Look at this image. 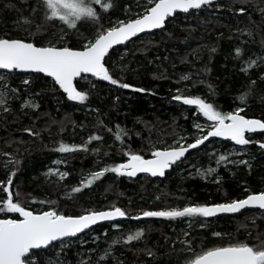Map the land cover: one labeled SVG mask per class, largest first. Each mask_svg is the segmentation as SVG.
I'll list each match as a JSON object with an SVG mask.
<instances>
[{
	"label": "trees",
	"instance_id": "1",
	"mask_svg": "<svg viewBox=\"0 0 264 264\" xmlns=\"http://www.w3.org/2000/svg\"><path fill=\"white\" fill-rule=\"evenodd\" d=\"M142 2L115 0L110 12L101 13V22L107 28L114 18L134 19L121 8L128 4L141 14L147 7ZM262 10L264 0H214L212 7L176 15L164 29L114 49L105 60L110 74L144 92L87 76L76 83L88 99L82 104H72L54 82L41 74L0 71V81H5L1 85L6 84L5 89L12 95L9 110L0 113V182L6 184L10 172H15L10 188L14 200L18 199L34 212L43 207L66 215L115 206L122 208L128 217H134L144 211H158L172 201L211 205L264 191V155L260 156L264 149L257 146L264 141V134H254L249 137L258 142L249 146L256 159L219 168L217 183L204 182L197 175L189 174V170L179 171L186 164L206 165L210 160L207 150L214 144L228 147L232 144L229 141H210L172 167L164 179L140 176L133 180L108 172L90 187L79 193L72 192L74 187L81 186L88 172L124 163L129 150L150 158L160 141L171 142L179 136H189L193 142L195 109L175 100L177 95L199 96L222 112L243 106L242 115L246 118L264 121ZM96 30L91 22L68 29L58 21H46L39 0H0V38L23 39L37 46L44 40H52L79 49L84 38H91ZM62 35L65 38L60 41L58 37ZM253 60L256 64L249 68ZM185 76L189 78L183 79ZM24 79L30 83L24 84ZM252 81L255 85H251ZM250 86L252 94L247 104L240 105L238 97L249 91ZM26 96L37 98V110L22 107ZM117 126L126 130L123 143L115 139ZM26 130L34 134L29 135ZM95 135L102 139L89 143V138ZM61 143L86 146L88 151L67 154L70 166L65 180L46 179L42 173L62 154L55 151ZM5 159L12 163H5ZM212 162L211 159L209 164ZM17 191L19 197L15 195ZM5 194L0 189V201L6 199ZM157 195L161 196L159 200L154 199ZM33 200L37 202L32 203ZM187 219L194 221L190 226L193 229L181 227ZM203 222L208 224V229L199 228ZM215 222L210 226L213 220L202 217L147 218L118 223L122 226L120 229L101 225L74 240L54 244L42 258V264H81L82 261L87 264H185L193 255L188 244L198 253L202 248L229 243L246 242L256 246L264 242V219L258 211L220 216ZM172 224L176 231L170 230ZM187 229V237L176 242L177 233L183 234ZM104 230L106 233L101 234ZM139 230L143 231L139 240L124 243L128 235ZM213 230L221 235L212 237ZM94 233L99 236L93 238ZM114 241L119 243L113 244ZM106 251L108 255L101 261L99 258Z\"/></svg>",
	"mask_w": 264,
	"mask_h": 264
},
{
	"label": "snow or ice",
	"instance_id": "2",
	"mask_svg": "<svg viewBox=\"0 0 264 264\" xmlns=\"http://www.w3.org/2000/svg\"><path fill=\"white\" fill-rule=\"evenodd\" d=\"M151 7H146L142 15L129 20H118L110 22L111 26L105 28L101 13H107L113 8L111 0H39L40 6L44 8V18L46 21H59L66 25L68 29H77L78 22H91L96 27V31L91 38L85 37V42L79 49L68 46L56 47L37 46L33 42H27L17 38H0V70L7 72H27L43 74L50 77L55 85L66 94L69 101L84 103L88 95L84 91L78 90L74 83L78 78L87 79L90 74L100 81H107L120 88H131L134 92H144L142 88H132L127 83H121L113 78L109 68L106 67L105 58L109 51L116 45H123L137 37L141 33L150 32L154 29H163L165 22L177 13H189L190 10H200L205 7H212L214 0H148ZM35 12L36 9H33ZM243 11V9H241ZM264 11V10H262ZM25 23L29 21L25 20ZM63 39V37H61ZM214 51V49H213ZM239 55V49L237 50ZM256 61H251L249 68L253 67ZM247 71V69H244ZM185 76L183 79L187 80ZM24 84H29L28 79L23 80ZM255 85V81L251 82ZM94 86V85H93ZM15 92V89H12ZM179 91V90H178ZM252 94L251 86L249 91L241 94L238 99L240 105L247 104V98ZM175 100L182 101L184 105L194 106L198 114L202 115L208 122L207 130L205 126L195 123L194 126L203 135L198 136L194 142L181 143L184 137L176 141V146H170L163 150H153L151 159H146L143 155L129 150L125 153L126 163H118L112 167H103L101 170L91 172L89 176L81 181V186L74 187L73 193H79L83 188L90 187L99 180L105 173L112 172L117 176L135 177L138 173H147L152 177H163L166 170L170 169L178 161H182L186 153L191 149H197L210 137L222 138L232 141L235 145L247 146L255 141L246 134L264 133V121L255 118H246L241 113L245 112V107L239 106L235 110L222 112L217 110L212 103L206 102L199 96L185 97L177 95ZM6 103L3 93H0V106ZM29 105H25L28 107ZM38 107V105H31ZM8 111V108H4ZM28 131L29 135L34 133ZM111 131V130H110ZM126 135V130L117 126L115 139L123 143L122 136ZM102 138L98 135L91 136L89 143L99 141ZM260 149H264V142L258 144ZM77 150L88 151L86 146H69L61 143L55 151L60 153H72ZM228 157L220 155L216 163L222 164ZM12 163V161H9ZM233 163H244L248 161H233ZM213 168L201 175L215 172ZM56 174V173H51ZM15 172H10L6 181L0 182V189L7 193L6 199L0 202V213L18 214L16 218H0V264H42V258L47 255L50 246L56 241H64L65 238L76 237L84 233L86 229L101 221H114L117 218H125L126 212L119 207H113L107 211H86L79 216L64 215L56 210H45L34 212L18 200H14L10 188L13 184ZM67 172L59 173V179H64ZM19 197L20 193H15ZM37 201L33 200L32 203ZM39 203H53L50 201H39ZM244 209L264 210V191L258 194H249L244 199L232 200L231 202L208 205H188L167 210L144 211V218H163L176 220L178 218H208L219 213H239ZM131 219H141L140 216L130 217ZM214 235L220 236V233ZM143 236V231H136L124 240L130 243L139 240ZM119 243L114 241L113 244ZM188 250L193 252L190 259L185 264H264V242L260 245L250 246L246 242L229 243L224 246H214L202 248L196 253L188 244ZM151 254V253H149ZM108 255L100 256L103 261ZM81 264H87L82 261Z\"/></svg>",
	"mask_w": 264,
	"mask_h": 264
},
{
	"label": "rangeland",
	"instance_id": "3",
	"mask_svg": "<svg viewBox=\"0 0 264 264\" xmlns=\"http://www.w3.org/2000/svg\"><path fill=\"white\" fill-rule=\"evenodd\" d=\"M128 1V0H127ZM135 1H141V0H135ZM107 2V0H106ZM111 2L113 3L114 5V2L115 0H111ZM144 5H146L147 7H151L152 5L148 3V0H144V2H142ZM114 7V6H113ZM113 9V8H112ZM111 10V9H110ZM145 10V9H144ZM144 10L142 11V13H138L136 11H134L133 9H131V7H129L128 4H124L123 7L121 8V11H123L124 13H126L128 15V17H136L140 14L142 15L144 13ZM110 12V11H108ZM103 13V12H102ZM118 20H122L121 18H114L112 20V22H115V21H118ZM59 22V21H58ZM84 21H81V22H78V25H81L83 24ZM59 24H62L59 22ZM94 35V34H93ZM61 37H63V39H61ZM60 41H63L64 38H65V35H62V36H59L58 37ZM49 45H53V46H56V47H63L64 46V43H60V42H53L52 40H44L43 43L39 46H49ZM123 53H126L127 50H123L122 51ZM29 80V79H28ZM85 79H83L84 81ZM50 81H52V79H50ZM5 81H0V93H3V96L4 98L6 99V103L3 105V106H0V113L5 111L4 108H8L9 109V100L10 98L12 97V95H9L7 90L5 89L6 88V84H5V87L1 85V83H4ZM53 82V81H52ZM37 98L35 97H30V96H26L21 104H22V107L24 108L25 105H29L28 107H25V108H29V109H32V110H37L38 107H33L31 105H38V102L36 100ZM79 102H76V101H73L72 104H78ZM189 106V105H188ZM194 107V106H193ZM195 109V107H194ZM236 109V108H235ZM234 109V110H235ZM6 112V111H5ZM242 114V113H241ZM194 124L195 123H199L201 125H204L205 126V131L207 130V125L210 123L208 122L202 115L198 114L197 110L195 109V114H194ZM66 120H68V118H66ZM193 124V129L196 131L195 133V136L193 137V142L194 140L200 136V135H203L204 133L200 132ZM249 136V135H248ZM181 137H184L185 139L181 141V143H184V144H187V143H191V141H189V139L191 137L189 136H179L175 139H173L171 142H166L164 141L163 143H161V141L159 142V144H157L155 150H163L165 148H168L170 146H176V141L180 140ZM169 138V137H168ZM264 140V138H263ZM254 141H257L256 139ZM166 142V143H165ZM258 142V141H257ZM264 142V141H263ZM261 143V142H258V144ZM254 144V143H253ZM257 144V146H258ZM251 145V144H250ZM257 150V149H256ZM76 152V151H75ZM253 150L250 148L249 145L247 146H239V145H235L234 142L229 145L228 147H225V148H222L219 144H214L213 146H211L208 150H207V158H209L210 160L208 161L207 160V164L206 165H199V164H186L185 166H183L179 172H184L186 170H189L190 173L189 174H195L197 175L200 179H202L204 182H212V183H217L220 179V175L218 174V170L219 168L221 167H226V166H232V165H243L244 163H233V161H248V163L252 162L253 160L256 159V156H254V154L252 153ZM73 153V152H72ZM67 154H71V153H62L60 154L58 157H56L54 160H53V163H52V166H50L48 169H46L43 173H42V176L45 177L46 179H50V178H54V179H57V180H61L59 179V173H63V172H67L68 175L67 177L69 176V170H68V167L70 166L68 161H67ZM225 155L228 157V160L223 162L222 164H217L216 161L218 159V157L220 155ZM264 155V153H262L260 156ZM11 157V156H9ZM211 159L213 160L212 164H209V162L211 161ZM10 160L9 159H5L4 162L5 163H8ZM103 167H108V166H103ZM102 167V168H103ZM209 168H213L215 169L216 171L211 173V174H207V175H201L200 173L201 172H207V169ZM56 173V174H51V173ZM89 173V172H88ZM86 174L85 177L89 176V174ZM111 175H115L117 176L115 173H112V172H109ZM66 177V178H67ZM66 178L62 179L61 181L65 180ZM84 180V179H83ZM7 196V193L5 194ZM161 198V196H158L155 197L154 199L155 200H159ZM232 200H239L238 198H234V199H231L229 200V202H231ZM0 202H3V201H0ZM225 203V202H224ZM188 205H191V204H182V203H178L176 201H172V204L170 205H165V206H162L161 209L159 210H167V209H171V208H176V207H183V206H188ZM113 207H107V209H112ZM107 209H104V210H107ZM38 211L36 212H41V211H45L43 207L41 208H38L37 209ZM47 210H53V209H47ZM55 210V209H54ZM103 210V209H102ZM158 210V211H159ZM57 211V210H56ZM101 211V210H100ZM59 212V211H58ZM259 214H260V217H262V219H264V212H261V211H258ZM62 213V212H60ZM85 212L83 213H80L79 215L81 214H84ZM63 214V213H62ZM11 214H7V216L5 217V214L4 213H0V218H13L12 216L14 214H12L11 216H9ZM66 215V214H64ZM69 215H72V214H69ZM72 216H78V215H72ZM138 216V215H136ZM206 219V218H205ZM194 222L192 221L191 219H187L183 222V224L181 225V227L185 226L186 228L188 229H193L191 226V223ZM178 223H175V225H177ZM216 222H215V219H213V223L212 224H209L210 226L211 225H215ZM175 225L172 224L170 226V230L171 231H176V228H175ZM112 229H120L122 226L121 224H113L111 225ZM201 228H207L208 229V224H205V222H203L200 227ZM188 229L185 231V233H177L176 237H175V241H182L183 239H185V237H187V235L189 234L188 232ZM106 233V230H104L101 234H105ZM215 233H220L219 231H216V230H213V232H211V235L212 237H216V235H214ZM99 234H93L92 237L95 238V237H98ZM177 239V240H176ZM74 240V239H72ZM68 241V240H67ZM82 240L80 239V242Z\"/></svg>",
	"mask_w": 264,
	"mask_h": 264
},
{
	"label": "water",
	"instance_id": "4",
	"mask_svg": "<svg viewBox=\"0 0 264 264\" xmlns=\"http://www.w3.org/2000/svg\"><path fill=\"white\" fill-rule=\"evenodd\" d=\"M194 11H196V10H190V12H194ZM189 12V13H190ZM179 14H187V13H177V14H175L173 17H170L168 20H166V22H165V27H166V24H167V22L170 20V19H172V18H174L176 15H179ZM164 27V28H165ZM163 28V29H164ZM160 30H162V29H154V30H152V31H150V32H145V33H141V34H139L137 37H134V38H132V40H130V41H128V42H126L125 44H123V45H116V46H114L113 47V49H111L110 51H109V54L114 50V49H116V48H118V47H120V46H125V45H127L128 43H130L131 41H133L134 39H136V38H138V37H142V36H144V35H147V34H152V33H154V32H156V31H160ZM109 56V55H108ZM107 56V57H108ZM106 57V58H107ZM106 58H105V60H106ZM107 67V66H106ZM1 72H4V73H8L9 74V72H7L6 70H0ZM17 73H23V74H38V73H27V72H18V71H16ZM11 73H14V72H11ZM42 76H44L43 74H41ZM89 77H91L90 76V74L88 75ZM44 77H46V76H44ZM47 78H49V79H51L50 77H47ZM93 78H95V77H93ZM97 81H100V80H98L97 78H95ZM78 80H80V78H78L77 79V81ZM76 85H77V83H76V81L74 82ZM58 86V85H57ZM59 87V86H58ZM78 87V86H77ZM78 90H80L79 88H78ZM62 91V90H61ZM63 92V91H62ZM65 94V93H64ZM66 95V94H65ZM254 134H264V133H260V132H257V133H251V134H246V135H254ZM212 140H218V141H227V140H223L222 138H217V137H210L207 141H205V143L203 144V145H201L199 148H197V149H191V150H189V152L188 153H186V155H185V157L184 158H182V161H184L186 158H187V156L189 155V154H191V153H193V152H195V151H197V150H199V149H201L202 147H204L205 145H207L210 141H212ZM229 142H232V141H229ZM233 143V142H232ZM152 157H150V158H146V159H151ZM182 161H178L176 164H174L172 167H174V166H176L177 164H179L180 162H182ZM127 162V160L124 162V163H126ZM172 167L170 168V169H168V170H166V172H165V175L163 176V177H152L150 174H147V173H138L135 177H127V176H122V177H126V178H128V179H137L138 177H140V176H148V177H151V178H153V179H164L165 177H166V175L171 171V169H172ZM253 194H258V193H253ZM212 205H215V204H211V205H208V206H212ZM120 208V207H119ZM27 209V208H26ZM122 209V208H121ZM28 210H30V209H28ZM107 210H111V209H107ZM107 210H101V211H107ZM123 210V209H122ZM247 210H249V211H261V212H264V210H258V209H244V210H242L241 212H239V213H233V214H227V213H219V214H217L216 216H213V217H208L207 219H209V220H213V219H216L217 217H220V216H238V215H240V214H242V213H244L245 211H247ZM15 215H18V214H15ZM79 216V215H78ZM138 216H140L141 217V219H131L130 217H128V216H126L125 218H117L116 220H114V221H101V222H98L97 224H95V225H93L91 228H89V229H86L85 230V232L84 233H87L88 231H90L91 229H94V228H96L97 226H101V225H107V224H116V223H122V222H126V221H128V220H133V221H142V220H146L147 218H144L142 215H138ZM135 217V216H134ZM84 233H80V234H78L76 237H70V238H65V240H68V239H75V238H77L78 236H80V235H82V234H84ZM64 240V241H65ZM59 242H61V241H56V242H54V244H56V243H59ZM52 246H50V248H51Z\"/></svg>",
	"mask_w": 264,
	"mask_h": 264
},
{
	"label": "bare ground",
	"instance_id": "5",
	"mask_svg": "<svg viewBox=\"0 0 264 264\" xmlns=\"http://www.w3.org/2000/svg\"><path fill=\"white\" fill-rule=\"evenodd\" d=\"M25 108V107H24ZM148 177V176H147ZM246 198V197H245ZM207 219V218H206ZM209 220V219H208ZM121 223V222H120ZM116 224H118V223H116ZM177 240V239H176Z\"/></svg>",
	"mask_w": 264,
	"mask_h": 264
}]
</instances>
